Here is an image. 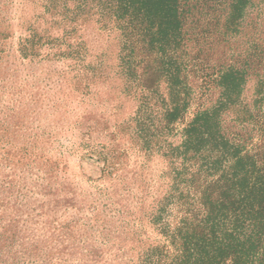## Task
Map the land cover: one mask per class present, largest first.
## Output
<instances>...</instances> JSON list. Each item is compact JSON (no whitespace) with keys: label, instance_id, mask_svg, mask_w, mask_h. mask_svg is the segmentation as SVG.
<instances>
[{"label":"rangeland","instance_id":"rangeland-1","mask_svg":"<svg viewBox=\"0 0 264 264\" xmlns=\"http://www.w3.org/2000/svg\"><path fill=\"white\" fill-rule=\"evenodd\" d=\"M41 2L0 0V264H138L162 241L150 218L180 140L164 86L142 97L120 71L117 32L91 16L64 40ZM30 25L43 43L24 56ZM148 116L144 138L136 120Z\"/></svg>","mask_w":264,"mask_h":264},{"label":"trees","instance_id":"trees-1","mask_svg":"<svg viewBox=\"0 0 264 264\" xmlns=\"http://www.w3.org/2000/svg\"><path fill=\"white\" fill-rule=\"evenodd\" d=\"M41 6L52 24H63L64 40L79 21L96 16L100 29L118 33L127 84L142 97L164 86L162 115L180 140L163 154L168 188L150 218L162 241L143 248L138 264H264V0H42ZM28 30L20 43L24 56L43 43L36 28ZM67 49L80 58L79 45ZM136 121L142 135L153 118Z\"/></svg>","mask_w":264,"mask_h":264}]
</instances>
